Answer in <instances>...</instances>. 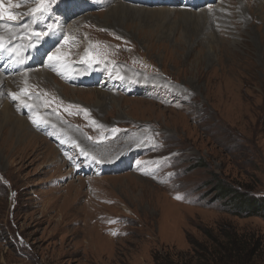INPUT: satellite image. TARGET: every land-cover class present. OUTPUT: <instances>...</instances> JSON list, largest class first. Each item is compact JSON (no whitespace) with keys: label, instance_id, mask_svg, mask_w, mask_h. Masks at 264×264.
Listing matches in <instances>:
<instances>
[{"label":"rangeland","instance_id":"rangeland-1","mask_svg":"<svg viewBox=\"0 0 264 264\" xmlns=\"http://www.w3.org/2000/svg\"><path fill=\"white\" fill-rule=\"evenodd\" d=\"M112 1L0 8L2 26L35 22L22 42L0 41L9 51V60L0 52V73L26 104L4 83L5 98L17 117L43 118L29 159L0 156V264H196L195 248H219L222 233L264 246V219L238 216L215 190L222 181L264 197V0ZM119 7L131 25L107 23ZM129 11L149 15L132 20L125 15L138 12ZM45 41H54L46 53H30ZM58 53L91 81L38 75L40 91L30 77ZM107 72L137 88L102 84ZM23 74L31 83L20 89ZM2 127L13 128L3 118Z\"/></svg>","mask_w":264,"mask_h":264},{"label":"bare ground","instance_id":"bare-ground-1","mask_svg":"<svg viewBox=\"0 0 264 264\" xmlns=\"http://www.w3.org/2000/svg\"><path fill=\"white\" fill-rule=\"evenodd\" d=\"M3 1L4 0H0V8L1 7H4ZM25 1H27V0H25ZM9 3H11V2L9 1ZM105 4L110 6L109 9L117 6V5H114L113 4V1L112 0H109V2L108 3L106 2ZM121 5H123V4H121ZM23 9H24V7H23ZM124 11L126 12V10L124 9V7H119V8L113 9L110 12H108V15L106 17L107 23H109V22L112 21L113 23H116V25H117L118 22H123L126 26L127 25H131L129 23L130 20H121L120 19L123 16L122 14H123ZM133 12H138V13L135 16H132V15H128L127 14V15H125V17H128V19H132L133 20L134 17H137L138 18V17L143 16V14H145L146 16L149 15L147 13H144L143 11L142 12H139V11H129L128 13L131 14ZM66 13H68V10H66ZM3 16L4 17H7L6 16V13L2 11V13L0 15V19ZM153 16L154 17L156 16V19H158L160 21H162L164 19V17H165L164 16V13L151 14V17H153ZM18 17H19V15L16 16L15 18H18ZM33 24H35V22L32 20V21H30V22L27 23V25H28L27 28L25 26H22L21 28H8V26H2V25H0V31H4L5 33H8L9 34L8 37L5 36V38L4 39H0V41L6 43L8 45H11V44L12 45H15V43H17V42H22L23 38H22V35L21 34L23 32H26L28 34L32 33L30 31L32 29L34 30V27H33L34 25ZM31 36H32V34H31ZM151 39H150V41H151ZM46 42L47 41H45L43 43H40V45L37 46V47H34V48H37L36 50H32L31 49V52L30 53L34 52V55H35V53L37 51H40L41 54L43 52L46 53L47 50H48V47H50V44L51 43H54V41H51L50 44H47ZM43 44H44V46H43ZM3 47H6V45L4 44L2 46V43L0 42V52H2V54L4 55V57H7V59L9 60V56H8L9 55V51L7 50L8 48H3ZM22 47H23V50L26 52L27 51L26 47L23 46V45H22ZM12 53L15 54V52H13V51H12ZM27 53H29V51H27ZM10 58L12 59L13 62H15L12 56H10ZM25 58H24V60L21 61V63H24V61L27 60ZM31 60H37V58H31ZM47 60L48 61L46 63V66L48 67V69H44L43 71H41V73H36L32 77H30V80L31 81H35L34 80V77H36L38 75L41 76V77H44L46 75H51L53 77L54 74L56 76L57 75H60L61 78H62V81H66L67 83H71L69 81H74L73 83L75 85H83L84 86L83 83H86V82H90L91 81V80L88 79V78H90L88 74L87 75H81V76H74L73 75V70H71L70 67H69V62L63 56H61L60 53L56 54L52 59H49L48 58ZM16 67L19 68L20 67V64L19 63H16ZM22 70L23 69H21L20 71L23 72ZM98 74L99 73H97V75ZM24 75L25 74H23V76ZM92 75H93V72H92ZM82 76H87V77L84 78ZM77 78H79V79H77ZM124 79L125 78L123 76H121V74H119L118 72H112V73L107 72V75L104 76V80H103L102 84L107 83L106 85H108V87L112 88V84L115 83V87H117L119 89L121 88V89H124V90L125 89L128 90L127 88H129V90H130L133 87L134 88H137L130 81H124ZM30 80H29V78H27V76H24V77H22L21 79L18 80L17 85H19V88L20 89H24V88L27 87V85H29L31 83ZM77 80H79V81L82 80V81L79 84ZM86 80H88V81H86ZM10 81L11 80H9V78L6 77V75H2L0 73V95L2 97H4V99L1 98V101H0V109L2 107V111L0 112V120H2V118H3V119H5L7 121V123H12V126H13V128L11 130H8V128L5 129L4 127L1 128L2 130H0V132H1L0 133V156L1 155L3 156L5 153H8L11 157H13L14 155L17 154L18 160H20L23 163V162H25L26 159H29L28 157H30V154H29L30 151L32 152V150L34 148H35V150H37V148L40 149V144H41L42 141H40L37 138L38 137L37 134L32 133V131H33L32 129H37L36 125L41 124L42 122L40 121V119H43V118H42V115L41 114H34L35 112H31L30 107H27V106H26V108H28V112L30 114H34L35 115L34 118H33V120H32V122L26 121L25 119L19 118V117H17L15 115V114H17V115L21 116L20 115L21 114V110H18L17 108H16V110L15 109H12V105L10 104L11 101H7V98H5V89H3L4 83L7 84V87L9 89V91L14 94L11 97L13 99V102H17L19 104V106L21 105L22 107H24V105L26 104V102L15 91V87L10 83ZM35 84L36 85H40L38 87V89L40 91H42L43 90L42 89L43 86L46 85V83H45L44 80L43 81L41 80V82L35 81ZM16 88L18 89V87H16ZM65 88L69 91L70 95L75 94V92H74L73 89H70V88H67V87H65ZM49 89H51V88L49 87ZM54 97L57 99V97L55 95H53L51 92H49V91L46 92V98L49 101L51 100V98L54 99ZM57 100H59V98ZM60 101H62V100H60ZM5 103H7V104L4 105ZM15 118H17V119H15ZM33 121H36V122L34 123ZM40 130H42V129H40ZM49 133L50 134L46 133V135H50V136H54V137L56 136V138L60 141V142H58V146L59 147L61 146L62 148H64L65 145L68 146L69 143H67L62 136L57 135V134H54L53 131H50ZM61 139H64V141H63L64 146L61 143ZM13 144L15 145L13 147L14 150H12ZM65 150L67 151L68 149H65ZM4 157H5V155H4ZM86 171H88V170H86Z\"/></svg>","mask_w":264,"mask_h":264},{"label":"trees","instance_id":"trees-1","mask_svg":"<svg viewBox=\"0 0 264 264\" xmlns=\"http://www.w3.org/2000/svg\"><path fill=\"white\" fill-rule=\"evenodd\" d=\"M238 187L219 181L215 187L217 197L219 199H226L229 197L230 201L228 203L234 205L238 216L246 215L248 217H259L264 219V197L252 195L253 191L250 192V190H246L247 186L245 185H238ZM222 235L226 237L224 241L227 242L218 239L216 243L220 246L219 248H210L211 245L209 244H199V248H195L197 258L196 264H200L199 262L202 260H211V264H260L263 261L264 246L261 244L243 242L242 238L235 236L234 239L233 235L230 236L227 233H222ZM197 244H194V246ZM200 249L201 251L199 253L198 250ZM192 263L194 262L192 261ZM155 264L162 263L158 258H155ZM169 264L182 263L172 262Z\"/></svg>","mask_w":264,"mask_h":264},{"label":"snow or ice","instance_id":"snow-or-ice-1","mask_svg":"<svg viewBox=\"0 0 264 264\" xmlns=\"http://www.w3.org/2000/svg\"><path fill=\"white\" fill-rule=\"evenodd\" d=\"M16 7H19V5H15ZM33 11V13H36V12H40L41 11V8H36V9H33L32 10ZM15 17L13 16V15H10L9 17H8V19H14ZM35 35H37V36H39L40 35V33H35ZM53 57H49V59H52ZM15 98V97H14ZM34 123L36 122V121H33ZM179 198V197H178ZM113 234H115V233H113Z\"/></svg>","mask_w":264,"mask_h":264}]
</instances>
